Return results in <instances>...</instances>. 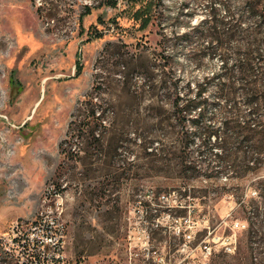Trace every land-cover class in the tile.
<instances>
[{
	"label": "rangeland",
	"instance_id": "rangeland-1",
	"mask_svg": "<svg viewBox=\"0 0 264 264\" xmlns=\"http://www.w3.org/2000/svg\"><path fill=\"white\" fill-rule=\"evenodd\" d=\"M200 1L164 0L165 13L189 3L180 18L187 24L186 11ZM144 2L0 0V239H9L16 221L27 226L45 197L50 201L60 192L70 257L122 262L143 230L154 245L174 252L182 240L177 229L190 217L196 242L230 234L237 239L235 252L222 248V238L214 244L211 264H254L255 255L264 264V196L253 187L217 190L254 180L236 178L232 170L242 163L229 162L230 171L212 178L182 179L148 171L141 158L138 132L162 75L158 22L141 29L136 18ZM200 8L193 24L205 15ZM219 64L217 58L204 61L206 71ZM185 71L199 70L186 63ZM89 94L119 125L103 132L102 145L75 138V152L81 151L64 158L60 144L72 134L76 107ZM261 169L264 177V163Z\"/></svg>",
	"mask_w": 264,
	"mask_h": 264
},
{
	"label": "trees",
	"instance_id": "trees-1",
	"mask_svg": "<svg viewBox=\"0 0 264 264\" xmlns=\"http://www.w3.org/2000/svg\"><path fill=\"white\" fill-rule=\"evenodd\" d=\"M187 6L174 15L165 13L164 0H145L138 8L139 28L155 22L160 27L162 71L160 91L147 101L148 121L138 132L144 149L141 158L148 171L182 179L212 178L227 171L229 162L242 163L232 170L236 178L254 180L217 190L253 187L264 196V0H201L186 11L191 19L182 25ZM196 8L205 15L193 24ZM215 58L220 61L218 69L206 71L204 61ZM186 63L198 73L187 76ZM118 125L103 102L89 94L76 107L72 134L61 142V154L74 155L75 138L102 145L107 140L103 132ZM13 260L7 242L0 240V264Z\"/></svg>",
	"mask_w": 264,
	"mask_h": 264
},
{
	"label": "built area",
	"instance_id": "built-area-1",
	"mask_svg": "<svg viewBox=\"0 0 264 264\" xmlns=\"http://www.w3.org/2000/svg\"><path fill=\"white\" fill-rule=\"evenodd\" d=\"M63 211L64 196L56 192L50 201L45 197L43 207L27 226L23 222H15L9 239H0L7 242L14 257L11 264H105L67 254L68 227ZM185 222V228L177 229L182 240L174 252L167 250L166 245H154L149 232L143 230L138 233V241L127 247L125 259L114 264H211L214 244L221 238L222 248L226 252H235V235L206 236L196 242L195 222L190 217H185ZM236 225L245 227L246 223L237 221ZM19 247L22 249L18 250ZM254 258V264H259L258 257L255 255Z\"/></svg>",
	"mask_w": 264,
	"mask_h": 264
}]
</instances>
